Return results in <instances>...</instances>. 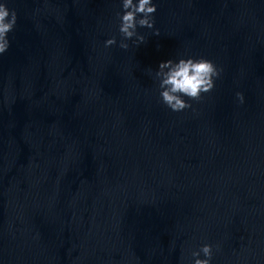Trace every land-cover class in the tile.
<instances>
[{"label": "water", "instance_id": "obj_1", "mask_svg": "<svg viewBox=\"0 0 264 264\" xmlns=\"http://www.w3.org/2000/svg\"><path fill=\"white\" fill-rule=\"evenodd\" d=\"M0 2V264H264V0H152L127 49L122 0ZM181 57L221 72L177 112Z\"/></svg>", "mask_w": 264, "mask_h": 264}, {"label": "clouds", "instance_id": "obj_2", "mask_svg": "<svg viewBox=\"0 0 264 264\" xmlns=\"http://www.w3.org/2000/svg\"><path fill=\"white\" fill-rule=\"evenodd\" d=\"M156 12V5L152 0H122V12L117 13L119 17V32L124 39L119 43V47L128 48L126 40L133 37L134 42L144 41V36L137 32V27H154L152 14ZM16 23V12L6 6V2H0V54H3L9 47L7 34L12 31ZM159 33L158 29L154 30ZM105 47L116 44V38L109 37L105 42ZM219 69L211 60L205 58H179L159 63L156 70V77L159 78V89L161 102L173 111H182L190 108L188 102L199 101L202 93H207L214 87V78L219 77ZM187 97L188 100H185ZM239 102L243 103L244 97L240 92L236 93ZM203 253L204 258H200ZM213 255L212 245L203 244L199 250L191 252L194 257L193 264H210Z\"/></svg>", "mask_w": 264, "mask_h": 264}]
</instances>
